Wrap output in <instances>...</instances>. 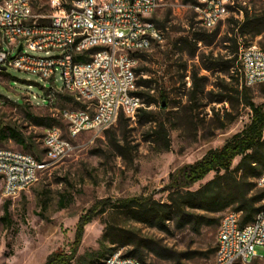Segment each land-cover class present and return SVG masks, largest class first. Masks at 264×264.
<instances>
[{"label":"rangeland","instance_id":"374dc122","mask_svg":"<svg viewBox=\"0 0 264 264\" xmlns=\"http://www.w3.org/2000/svg\"><path fill=\"white\" fill-rule=\"evenodd\" d=\"M193 5V0H160L152 19L163 38L138 53L137 80L149 79L150 92L158 98V104L149 107L156 122L140 123L136 116L120 115L100 136L85 133L72 139L73 148L60 160L47 159L44 131L57 127L69 137L62 112L82 105L63 89L61 70L57 68L51 80L12 67L0 73V132L16 129L29 149L11 138L0 139V146L46 163L27 190L13 198L0 191V264H44L52 253H71L79 222L91 211L93 218L82 228L71 264H103L112 252H129L134 242H157L173 250L171 258H160L145 248L143 264H215L219 224L209 223L195 232L168 221L169 229L161 230L113 207L117 200L134 197L166 202L170 173L221 147L250 123L252 112L245 97L264 105V83L247 86L239 54L233 53L237 47L238 53L253 45L264 48V33L254 36L243 29L247 12L263 11L264 0H238L210 30L199 24ZM34 13H50L49 0H35ZM39 21L47 22L40 17ZM53 86L55 94L49 97ZM157 122L164 125L167 137L159 133ZM240 159H234L232 169ZM215 176L210 172L190 189ZM1 185L0 181V189ZM256 190L264 188L257 184L250 195ZM234 207L210 216L221 221ZM256 251L264 256V246ZM247 264H264V257Z\"/></svg>","mask_w":264,"mask_h":264},{"label":"built area","instance_id":"2783aa9c","mask_svg":"<svg viewBox=\"0 0 264 264\" xmlns=\"http://www.w3.org/2000/svg\"><path fill=\"white\" fill-rule=\"evenodd\" d=\"M34 1L0 0V73L12 67L51 80L61 70L63 89L82 105L62 112L69 137L57 127L44 131L45 155L56 161L73 148L72 139L85 133L100 136L120 115L135 118L143 105L136 94L138 53L163 38L152 19L160 0H49L46 15L34 13ZM237 1L196 0L193 8L199 24L210 30ZM239 61L247 86L264 83V48H241ZM49 92L53 96L55 87ZM45 167L30 153L0 146L1 195L13 198L27 190ZM256 181L264 188V173ZM257 246H264V200L251 223L242 224L239 212L224 214L215 264H247L264 257L257 254ZM103 264L143 263L115 251Z\"/></svg>","mask_w":264,"mask_h":264},{"label":"trees","instance_id":"16d2710c","mask_svg":"<svg viewBox=\"0 0 264 264\" xmlns=\"http://www.w3.org/2000/svg\"><path fill=\"white\" fill-rule=\"evenodd\" d=\"M64 1L70 2L71 0ZM195 3L196 0H193V4ZM243 29L253 33L254 36L262 35L264 33V10L253 15H249L247 12ZM233 53L239 54L238 47ZM136 71L139 72V69ZM149 84V79L137 80L138 87H143V90L136 91L144 104L136 114L137 121L140 123L156 122L154 111L149 107L158 104V98L150 92L152 88ZM160 96L165 98L164 94H160ZM245 103L252 112L250 123L221 147L209 150L196 162L186 164L170 173L166 186L169 191L166 202L161 203L151 197H134L117 200L113 207L125 211L139 222L161 230H168V221H173L178 229L189 226L193 231L199 232L203 226L209 223L220 224L219 218L210 215H215L233 206H235L234 211L241 214L242 224L253 222L262 207L258 204L264 200V190H256V195H250L253 188L257 186L256 180L264 173V105H257L246 97ZM124 117L121 115L120 118ZM156 126L159 133L167 137L164 125L157 122ZM7 138H11L22 147L29 149L25 137L16 129L9 128L7 131L0 132V139ZM239 156L241 159L237 169H232L234 159ZM213 171L216 172L213 179L196 190L190 189ZM239 171H241V175H238ZM7 204H5L6 211ZM91 213L81 218L77 241L71 253H52L44 264H71L77 252L82 228L93 218ZM126 244L130 243L121 242L122 246ZM133 246L124 255L134 257L142 263H146L145 248L160 258L173 256L170 254L173 253L172 249L157 242H153L151 245L134 242ZM176 264L181 263L178 261Z\"/></svg>","mask_w":264,"mask_h":264},{"label":"water","instance_id":"95a60500","mask_svg":"<svg viewBox=\"0 0 264 264\" xmlns=\"http://www.w3.org/2000/svg\"><path fill=\"white\" fill-rule=\"evenodd\" d=\"M19 49H21V46H20ZM3 69H5V68H3ZM165 107H166V105H165V103H163V104L161 105V108H165Z\"/></svg>","mask_w":264,"mask_h":264}]
</instances>
